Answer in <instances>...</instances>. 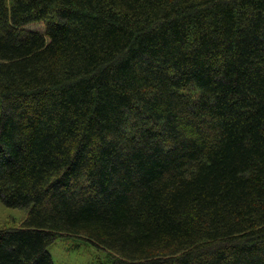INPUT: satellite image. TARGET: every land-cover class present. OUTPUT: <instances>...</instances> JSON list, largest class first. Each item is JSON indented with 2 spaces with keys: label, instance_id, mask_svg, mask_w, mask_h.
I'll use <instances>...</instances> for the list:
<instances>
[{
  "label": "trees",
  "instance_id": "obj_1",
  "mask_svg": "<svg viewBox=\"0 0 264 264\" xmlns=\"http://www.w3.org/2000/svg\"><path fill=\"white\" fill-rule=\"evenodd\" d=\"M0 201V264H264V0H0Z\"/></svg>",
  "mask_w": 264,
  "mask_h": 264
},
{
  "label": "rangeland",
  "instance_id": "obj_2",
  "mask_svg": "<svg viewBox=\"0 0 264 264\" xmlns=\"http://www.w3.org/2000/svg\"><path fill=\"white\" fill-rule=\"evenodd\" d=\"M26 209L9 208L0 201V230L19 228ZM54 264H111V256L81 237L61 236L48 248Z\"/></svg>",
  "mask_w": 264,
  "mask_h": 264
}]
</instances>
